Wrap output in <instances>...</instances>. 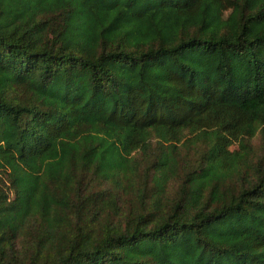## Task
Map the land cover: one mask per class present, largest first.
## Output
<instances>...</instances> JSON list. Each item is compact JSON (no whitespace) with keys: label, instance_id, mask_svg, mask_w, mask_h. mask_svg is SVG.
<instances>
[{"label":"trees","instance_id":"1","mask_svg":"<svg viewBox=\"0 0 264 264\" xmlns=\"http://www.w3.org/2000/svg\"><path fill=\"white\" fill-rule=\"evenodd\" d=\"M0 264H264V0H0Z\"/></svg>","mask_w":264,"mask_h":264}]
</instances>
